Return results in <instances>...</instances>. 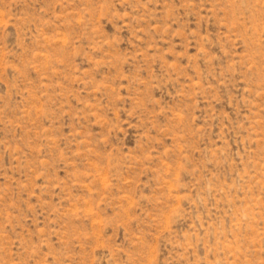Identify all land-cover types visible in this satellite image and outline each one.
Segmentation results:
<instances>
[{
	"label": "rangeland",
	"instance_id": "374dc122",
	"mask_svg": "<svg viewBox=\"0 0 264 264\" xmlns=\"http://www.w3.org/2000/svg\"><path fill=\"white\" fill-rule=\"evenodd\" d=\"M0 264H264V0H0Z\"/></svg>",
	"mask_w": 264,
	"mask_h": 264
}]
</instances>
